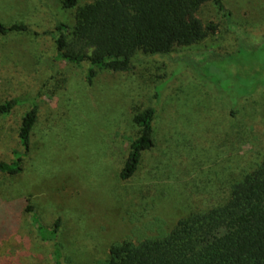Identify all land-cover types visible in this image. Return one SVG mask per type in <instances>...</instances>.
Listing matches in <instances>:
<instances>
[{"label": "rangeland", "instance_id": "rangeland-1", "mask_svg": "<svg viewBox=\"0 0 264 264\" xmlns=\"http://www.w3.org/2000/svg\"><path fill=\"white\" fill-rule=\"evenodd\" d=\"M63 1L0 0L1 23L29 28L0 34V104L22 101L0 115L1 161H12L21 119L39 105L23 171L0 173V264H55L28 206L48 227L61 219L62 264H105L114 244L164 238L182 218L222 206L264 161V0H222V10L210 1L197 18L218 27L200 44L139 53L128 71L92 82L86 64L57 59L50 33L72 28L77 8L95 0ZM152 106L155 146L122 180L141 135L134 115Z\"/></svg>", "mask_w": 264, "mask_h": 264}, {"label": "trees", "instance_id": "trees-1", "mask_svg": "<svg viewBox=\"0 0 264 264\" xmlns=\"http://www.w3.org/2000/svg\"><path fill=\"white\" fill-rule=\"evenodd\" d=\"M78 1L64 0L63 9L77 7ZM210 1L223 9L222 0H95L77 8L72 28L60 22L50 33L56 57L66 63L86 64L90 82L101 71H128L139 53L169 55L179 48L196 46L215 33L217 25L197 18ZM27 31L24 24L0 22L2 36ZM159 95L157 89L156 97ZM21 103L16 98L6 100L0 104V115L9 116ZM156 113L157 106H152L134 115L133 123L141 135L131 143L122 180L135 175L143 153L155 146ZM38 118L39 105L33 102L21 119L17 134L20 149L13 153L12 161L0 160V173L15 176L23 171ZM27 210L33 214L39 238L53 242L55 264H62L58 241L61 219L48 227L32 206ZM105 264H264V161L233 185L229 200L222 206L182 218L164 238L114 244Z\"/></svg>", "mask_w": 264, "mask_h": 264}]
</instances>
